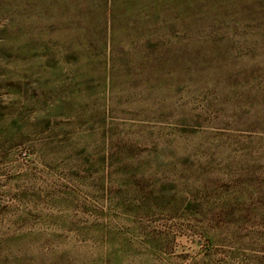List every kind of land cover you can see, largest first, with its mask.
<instances>
[{
	"label": "rangeland",
	"instance_id": "obj_1",
	"mask_svg": "<svg viewBox=\"0 0 264 264\" xmlns=\"http://www.w3.org/2000/svg\"><path fill=\"white\" fill-rule=\"evenodd\" d=\"M0 264H264V0H0Z\"/></svg>",
	"mask_w": 264,
	"mask_h": 264
}]
</instances>
